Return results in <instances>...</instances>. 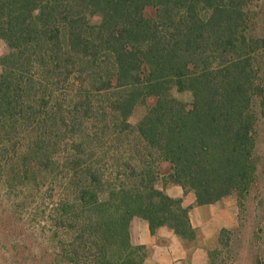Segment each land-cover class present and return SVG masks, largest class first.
Segmentation results:
<instances>
[{"label":"trees","instance_id":"trees-1","mask_svg":"<svg viewBox=\"0 0 264 264\" xmlns=\"http://www.w3.org/2000/svg\"><path fill=\"white\" fill-rule=\"evenodd\" d=\"M0 42V191L56 263L146 264L134 218L196 240L168 186L260 192L264 0H0Z\"/></svg>","mask_w":264,"mask_h":264},{"label":"rangeland","instance_id":"rangeland-1","mask_svg":"<svg viewBox=\"0 0 264 264\" xmlns=\"http://www.w3.org/2000/svg\"><path fill=\"white\" fill-rule=\"evenodd\" d=\"M5 50L0 42V56ZM130 120L136 122L134 118ZM260 141L262 149L259 150L264 157V139ZM260 183V192H254L241 210L234 197L223 199L235 207L236 225L222 228L229 233L220 250L218 261L221 264H256L257 258L264 264V176ZM38 225L31 209L18 211L14 202L4 198L0 191V264H68L53 261V251L46 238L40 235Z\"/></svg>","mask_w":264,"mask_h":264},{"label":"crops","instance_id":"crops-1","mask_svg":"<svg viewBox=\"0 0 264 264\" xmlns=\"http://www.w3.org/2000/svg\"><path fill=\"white\" fill-rule=\"evenodd\" d=\"M166 193L172 197H182L184 206L191 207L190 221L199 232L196 240L184 241L166 227L151 234L144 220L134 218L131 223L132 242L150 248L151 255L146 264H204L207 259L206 246L213 237L220 229L236 225L235 207L224 200L212 205L196 206L193 195L184 194L175 185L168 186Z\"/></svg>","mask_w":264,"mask_h":264}]
</instances>
